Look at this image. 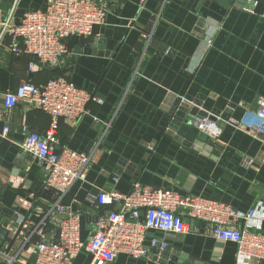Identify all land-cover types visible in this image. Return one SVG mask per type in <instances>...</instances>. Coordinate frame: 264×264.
<instances>
[{"label":"crops","instance_id":"crops-1","mask_svg":"<svg viewBox=\"0 0 264 264\" xmlns=\"http://www.w3.org/2000/svg\"><path fill=\"white\" fill-rule=\"evenodd\" d=\"M12 1L0 0V22ZM46 1L19 0L16 23ZM95 1L108 10L105 22L88 36H71L69 52L55 63L0 48V108L4 92L21 82L41 85L59 75L103 100L89 102V113L74 123L60 119L56 134L57 149H95L84 181L63 198L82 212L83 239L91 236L89 216L105 209L97 192L126 193L135 181L217 200L240 213L253 209L238 225L264 232V134L232 123L264 100V0H229L228 8L214 0ZM192 108L220 129L211 146L177 135L174 120ZM2 111L9 131L0 137V246L17 253L10 228L29 215L35 222L31 207L54 200L43 188L44 165L20 148L26 131L44 134L50 118L24 103ZM185 221L183 234H148L168 242L174 262L186 254L182 264H263L238 258L236 245L215 239L205 222ZM88 261L82 251L73 264ZM111 264L159 263L149 254L146 260L121 254Z\"/></svg>","mask_w":264,"mask_h":264},{"label":"built area","instance_id":"built-area-1","mask_svg":"<svg viewBox=\"0 0 264 264\" xmlns=\"http://www.w3.org/2000/svg\"><path fill=\"white\" fill-rule=\"evenodd\" d=\"M18 1H12L0 22V48L6 47L16 55L33 56L46 65L69 52L71 36H88L94 25L103 24L108 11L95 0H47L43 10L25 12L16 23L14 13ZM32 69L30 66L29 70ZM91 101L103 102L63 75L41 85L25 80L14 90L4 92L0 137L6 138L9 131L8 125L3 123V108L24 103L50 118L44 134L27 130L20 148L44 165L43 188L51 192L54 200L46 206L31 207L30 214L38 215L35 222L29 215L22 218L18 227L10 228L12 240H19L20 248L17 253H11L9 244L0 246V264H73L82 251L89 256L88 264H111L121 254L146 260L151 248L168 247L164 238H149V232L183 234L188 230L186 216L205 222L215 239L233 242L238 258L264 262V232L249 230L237 222L244 219L245 223L254 216L253 209L240 213L217 200L183 195L139 181L133 182L126 193L97 192L95 201L105 209L89 216L91 239H83L82 212L64 203L63 198L74 182L84 181L95 149L85 152L67 146L57 149L55 142L59 120L78 121L89 113ZM232 123L244 124L255 133L264 134V100L257 111ZM193 125L205 131L210 140L218 139L220 129L209 117H196Z\"/></svg>","mask_w":264,"mask_h":264},{"label":"water","instance_id":"water-1","mask_svg":"<svg viewBox=\"0 0 264 264\" xmlns=\"http://www.w3.org/2000/svg\"><path fill=\"white\" fill-rule=\"evenodd\" d=\"M218 4L228 8L229 7V0H214ZM259 109V105L256 106V111ZM207 114L205 111L199 110L197 108H192L188 113V116L184 119L174 120V127L176 129V133L178 136L182 137L187 144H193L194 142H200L204 145H210L212 140L209 139L208 135L201 129L197 128L193 125V119L195 117H206ZM211 118V117H210ZM213 119V118H212ZM91 229V225L89 224L88 218V226ZM3 231V230H0ZM91 236H89L86 240H90ZM154 253L155 255H151ZM149 256L153 257L157 260L159 264H182L186 254H181L177 261L174 262L172 257L174 254L171 253L170 248H165L163 250H158L156 248H151L149 251ZM264 264V262H261Z\"/></svg>","mask_w":264,"mask_h":264}]
</instances>
